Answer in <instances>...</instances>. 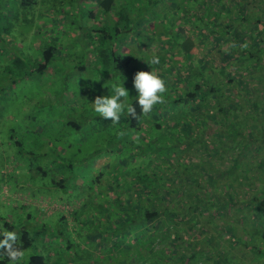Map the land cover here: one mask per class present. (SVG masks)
<instances>
[{
	"label": "rangeland",
	"instance_id": "rangeland-1",
	"mask_svg": "<svg viewBox=\"0 0 264 264\" xmlns=\"http://www.w3.org/2000/svg\"><path fill=\"white\" fill-rule=\"evenodd\" d=\"M36 2L37 9L23 7L16 13L17 17L12 18L15 10L13 0H0V29H4L0 31V38L5 36L6 41L0 39V224L4 225V220L16 226L27 220L31 224H40L48 217L46 234L39 237V245L37 243V246L34 244L35 246L24 250V263L31 255L41 254L48 264H264V0H113L114 10L108 15L111 18L115 15L126 17L119 19V27L116 26L120 29L119 32H116L114 25L106 28L111 37L102 41V47L109 49L113 45L117 53H122L120 56L123 58L130 54L128 66L122 68L116 67L115 62L111 66L101 61H98L99 65H96V61L93 64L91 53L85 51L92 44H100L88 34L89 30L105 24L106 16L95 14L94 19L86 20V24L81 27L79 37L73 33L81 25L78 17L85 13L82 7L89 4L88 0ZM91 6L96 11L95 4ZM50 8L59 16H66V24L61 21L54 23L57 18L51 16L50 19L47 16V13L51 14ZM32 9L34 12L36 10L33 19L31 13H28ZM85 14L88 15L87 12ZM57 25H67V28H62L63 31L66 30V36L63 33L58 41L51 42L49 39L54 35L52 30L56 32L59 28ZM189 31L194 33V46L190 57L193 58V65L197 63L192 69L195 67L201 70L200 73L197 69L192 71L203 78L205 83L211 82L213 78L222 82L219 90L227 98V122L233 123L232 128L236 131H241L238 137H227L226 130L230 126H226V122L221 123L226 151L220 157L217 167H220V163L223 164L220 169L230 166L233 163L232 157L244 150V155L239 160V175L243 180L236 186L237 193L250 192L248 200L253 201L251 205L230 203L228 212L226 211L228 215L222 212L215 215L213 211L206 217L203 216V227L198 225L199 221L193 215L184 216L183 213H178L171 215L170 219L161 217L157 224L163 221L160 223L162 228H158L159 231L154 229L153 232L149 229L150 224H128V211L114 209L115 195L126 201L130 198V180L125 176L144 167L142 165L130 169L138 166L131 165L130 160L142 158L137 157L141 150L138 144L144 146V143L156 138L154 144L167 154L164 162L171 164L176 160L175 153L167 147L173 141L176 142L175 136L180 138L178 141L181 143L186 131L195 126L200 131L209 126H219L212 119L178 120L179 114L184 113L179 112L180 105L174 110L169 111V107L156 114L155 118L162 126L150 135V140H140L141 137L144 138L146 128L140 133L130 131L132 139L136 135L137 145L134 142L126 146L125 142H131L129 133L111 130V136L115 133V144L111 148L113 155L101 157L103 159H99L94 165L88 158L94 149L89 153L84 152L93 142L101 145L105 141L102 138L106 137V133L97 129L91 131L89 127L82 128L80 133L71 132L72 135L81 134L83 137L78 142L79 152L73 154L77 152L73 144L72 149L67 148L70 150L60 156L69 159L77 157L76 160H80L75 165L76 184L74 180L69 182L64 191L50 189L49 194L55 197L52 199L46 195V189L28 188L29 184L40 185V179L48 183L50 175L54 174L53 169H56H48V176L45 178L37 177L30 171V167L35 171L36 164H45L46 167L44 158L38 156L41 150L50 152L48 146L44 148V138L60 137L55 144L59 151L60 147L66 148L68 144L66 137L69 134L65 132L68 129L64 128L63 131L60 128L62 124L52 120H70L95 114L89 102L98 95L109 94L107 89L112 82L109 75L119 78L120 75L131 74V77L124 78L123 84L128 89L130 87L129 97H132V84L128 86L127 81L132 80L137 71H143L145 66L148 71L151 68L156 73L158 71L157 74L165 80V95L177 94V88L184 87L180 82L184 79L180 75L183 71V63L180 61L183 59L178 52L167 50L168 45L165 43H170L178 38L176 35L182 36ZM36 41L42 48L47 44L57 47L59 55L57 53L56 56L62 63L57 67L59 71L48 69L41 75L32 76H22L24 70L17 69V66L16 71H8L6 67L10 65L12 52L29 54L32 58L39 54L38 46L34 44ZM153 49H160V56L165 57V62L160 60L159 64L150 67L144 60H149L147 58L152 55ZM24 57L23 67L27 69L31 63L27 56ZM200 60L203 64H198ZM84 61V71L72 67ZM101 63L104 65L103 69ZM54 77H57L56 80ZM228 79L232 81L230 85ZM62 81L66 84V91L61 86ZM204 86L207 87V83ZM80 93H83L82 97L78 96ZM178 128H182V131L176 130ZM201 133L192 130V135L196 136L188 138L193 145H200L198 137ZM239 141L248 143L247 148L242 149L240 144L237 145ZM49 142L52 143L53 139ZM119 143L122 145H118ZM208 147L211 148V144ZM195 152L192 159L177 158L180 162L175 163V167H192L188 163L193 161L204 160L206 164L214 162L212 155H205L201 148ZM243 159L249 165L243 166ZM152 161L153 158L151 167L160 170L158 168L161 166H156L160 162ZM244 167L246 171L243 170ZM99 174L103 175L101 181H92ZM160 174L165 179V192L173 190L171 186L175 182L180 186L183 184L181 178L175 181L173 167L171 170L165 167ZM249 174L251 178L245 180ZM113 178L117 180L116 183L111 182ZM249 186H252L251 190ZM242 193L238 200L243 199ZM1 203H9L17 208H22L24 204L34 206L33 211L35 207L40 209L39 212L36 210V215L33 213L32 219H25V213L18 214L17 209L4 207ZM23 208L26 210V207ZM62 216L65 218L61 219ZM172 223L186 224L185 232L182 231L186 234V243L176 242L171 229L167 232L165 227ZM56 231L62 234L56 236ZM32 234L30 231V235ZM166 243L168 246L164 245ZM148 244L149 248H146ZM197 248L201 249V255L190 259V252Z\"/></svg>",
	"mask_w": 264,
	"mask_h": 264
},
{
	"label": "trees",
	"instance_id": "trees-1",
	"mask_svg": "<svg viewBox=\"0 0 264 264\" xmlns=\"http://www.w3.org/2000/svg\"><path fill=\"white\" fill-rule=\"evenodd\" d=\"M36 0H13L14 4V12L12 13V18L17 17L16 13H18L19 9H24L31 7V8H36ZM82 3V2H81ZM87 6H83L82 8L84 9L85 13L87 12L88 15L86 16L85 13L81 14L79 18L81 25L74 29L73 33L79 37V30L81 27H83L84 24H86V20H92L95 17V14H100V16H106L105 18V24H102V26L96 27L94 29L89 30V36L91 38H94V41L96 39L99 41L100 44H92L87 47L85 51L91 53V63L96 61V65H99L100 62H104L105 64H109L110 66L113 64V62L116 63V67L122 68V67H127L129 64V58L130 54H127L124 58L121 57L120 55L122 53H117L118 51L113 47V45L109 49H103L102 47V41L105 40L106 38H110L111 35L108 34L106 31V28L108 26L114 25V28L118 26L121 18H125L124 15H115L114 18H111L110 15H108L109 12H112L114 10V2L113 0H94L90 1L88 0ZM83 4V3H82ZM95 4L96 11L92 8L91 5ZM26 7V8H25ZM23 9V10H24ZM37 9V8H36ZM48 10V9H47ZM11 11V10H10ZM32 11V12H31ZM28 13H31V18L33 19L36 16V10L34 12V9H32ZM51 11V14L47 13V16L51 18V16L56 17L57 19H54V23L56 21H61L62 23H65L66 16H59L56 14L55 10L50 8L49 12ZM81 11V8L79 9V12ZM78 12V14H79ZM73 15V14H72ZM77 15V14H76ZM108 15V16H107ZM59 16V17H57ZM111 18V19H110ZM110 23V25H109ZM71 22L67 25H70ZM67 25H57L59 26L58 30L55 32L52 30V33H54L53 37L49 39V41H58L60 39V35L64 33L62 28H67ZM62 26V27H61ZM119 27V26H118ZM4 30V29H3ZM0 29V31H3ZM71 30H69V33H71ZM77 30V31H76ZM119 28H116V32H119ZM93 32V33H92ZM93 34V35H91ZM178 38H175L172 40V42L169 43L166 42L165 44L168 45L167 50L170 51H176L178 52L181 56L182 59L180 63H183L181 66L183 68V71L180 73V75L184 78L180 82L184 85L183 88H177V94L175 93L174 96H168L165 95L164 93V100L163 103L158 104L154 107L153 111L147 115H139L140 114V109L137 106V118H133L131 116H128L125 112V114L122 116L121 121L119 123H112L110 120H104L101 117H99L97 114H91V115H85L81 116L78 118H72L70 120H65L63 118H54L52 122L55 123H61L62 125L60 128L65 132L69 134L66 138L68 139V144L66 145V148L60 147V151L56 149V142L60 138H51L49 139L45 137V147H49L50 149L48 152L47 150H41L38 152V156H42L44 158L45 164H36L35 166V171L30 167V171L32 170L34 174L37 177H43L45 178L48 176L47 170L48 169H53L54 167L56 169L54 170V174L50 175L51 179L48 181V183H45L43 179L41 180V184H29L27 185L28 188L33 189L34 187L40 188V190L43 188L46 189V195L49 198H55L53 195L49 194L50 189H62L63 191L67 188L69 182L74 180V172L76 170V164L80 162L79 159L76 160L77 157L75 158H65L63 156H60L61 154H66L70 149H72V145L74 144L76 146L75 149H77V152H73L74 155L79 152L77 147H80V144L78 142L83 139L81 136L77 135H72L71 132H79L81 131L82 128H88L89 130L91 129H97L100 131H103L106 133V137L102 138L101 145H97L91 143V147L87 150H85L84 153H89L91 152V149H94L88 157L90 159V163L92 162V165L95 163H98L99 159H103L101 157L104 156H109L110 154L113 155L111 148L115 144V133L111 136V130H119L123 131L126 134L129 133L130 131L135 132H141L143 131L144 128H146L147 132L143 137L140 138L141 141L144 140H150V135L158 131L159 128L162 126L160 121H158L155 117L156 114L159 112H162V109H169V111L174 110L178 105L181 106V109L179 110L180 113L182 111L184 113L179 114L177 117L178 120H190V121H198L199 119H212V121H215L214 123H219L218 127L215 128H205L204 131H200L199 127H194V131L197 130V132H202L201 135L198 137L200 138V145L195 146L193 145V142H191L190 138H194L196 135H192V130H187L186 133L183 135L182 142L178 141L180 139L178 136H175L174 139L176 142L173 141V144L168 146L167 149L171 150L173 153H175L174 158L176 160L171 163V164H166L164 160L167 157L166 152H163L162 148L160 146H156L154 144V141L156 138L151 142L144 143V146H141L138 144L140 147V154L137 157H142V158H137V159H132L130 160V164H138V166H134L130 169H136L139 168L142 165L144 166L143 169L132 171L130 174H127L125 177H128L130 180V192H128V200H124L121 196L115 195V204H114V209L121 211H128L127 217H128V224L130 225H151L149 227L150 231L153 232L154 229L158 230V228H162L160 225L162 222H159L157 224V220H159L161 217H165L170 219L171 215H176L178 213H183L184 216L186 215H193L194 217L197 218L199 221L198 225L203 227V216L209 215L211 212L214 214L218 213H224L225 215H228V208L230 203H238L241 204L242 206H247L251 205L253 201H249V193L250 192H241L244 194L242 200H238V197L241 195V193H237V186L238 184L242 183V178L239 175V170L241 169V163H240V157L241 155H244V150L240 151L237 153L236 156L232 157L233 163L226 167L220 169L223 164L220 163V167L218 166V162L220 161V157L224 154L226 151V142H224L222 138V133H224V128L220 129V125L223 122H226V126H230L226 131L228 136L227 137H238L237 135L241 134V131L238 130L236 131L233 127V123L227 122L229 119V113L227 110L226 106V101L227 98L224 97V92L222 93L220 89V86L222 85V82L219 80L217 81L216 79H212V81H206L207 87L204 86L206 84L203 81V78L198 77L196 74H194V71L197 69L198 73H200V68H195L192 69L193 66H196L197 63L194 65L192 64L193 58L190 57V51L192 50L194 46V33H190V31L186 34H183L182 36L176 35ZM5 36H2L0 39L2 41H5L4 39ZM182 37V38H180ZM6 42V41H5ZM35 46H38L37 49H39V54L33 58L29 54H23L21 52H12L13 56L11 57V62L10 65H7L6 69L8 71L10 70H15L16 67H19L17 69L24 70L22 73V76H32L36 74H43L44 72H47L48 69H53L54 71H59L57 69L58 65L62 64L60 62V59H57L56 54L58 52V49L56 46L53 44H47L43 48L41 47V44H39L37 41L34 43ZM100 47V48H99ZM154 51V52H152ZM159 50H151L152 55L149 56L147 59H150L153 55L159 56L160 60H163L165 62V57L162 55L160 56L161 53H159ZM108 52V53H107ZM7 53V52H6ZM185 54V55H184ZM27 56L29 58V62L31 63L28 68L23 67L24 59ZM59 58V57H58ZM192 60V61H191ZM200 60L198 64H203ZM12 64V65H11ZM26 64V63H25ZM95 65V67H96ZM91 66V65H90ZM102 69L104 68V65H102ZM150 66V65H148ZM155 66V65H153ZM75 69H78V71H84L86 69V64L85 61L82 63H77L72 66ZM114 67V66H113ZM23 68V69H22ZM91 68V67H90ZM97 69V67H96ZM101 69V67L99 68ZM98 69V70H99ZM28 70V71H27ZM157 70V69H156ZM143 71H148L147 67L144 66ZM157 73H159L157 71ZM131 77V74L129 75H120L119 78L115 75H109V78L111 79L112 82L110 84H113L116 81L124 80V78ZM203 77V76H202ZM57 77H54V80H56ZM118 78V80H116ZM61 81V79H60ZM100 80L97 81L99 83ZM125 81V80H124ZM128 86L132 84V80H128ZM228 84H231V80H227ZM96 83V82H95ZM171 84V83H170ZM62 88L64 91H66L65 87L66 84H64V81H62ZM227 86V85H226ZM130 89V87H129ZM110 90V89H107ZM132 90V89H131ZM72 96V95H69ZM73 96H75L73 94ZM78 96H83V93H80ZM135 96L132 94V97ZM131 98V97H130ZM84 99V98H83ZM134 99V98H133ZM82 100V99H81ZM131 103V100L128 101ZM135 103V102H133ZM171 114V113H170ZM194 119V120H193ZM97 124H100L99 126ZM154 126V127H153ZM85 128V129H86ZM132 129V130H131ZM176 130H181L182 128H178ZM92 131V130H91ZM237 133V134H235ZM79 135V134H78ZM104 135V134H103ZM148 135V136H147ZM85 136V135H84ZM132 139V133H129L128 138L130 139L131 142L127 141L126 146H129L131 143H134L137 140L136 135ZM53 142H49V140H52ZM245 139V138H244ZM257 140V138H256ZM255 140V141H256ZM137 145V142H135ZM16 145H20L19 142H15ZM208 144H211V148L208 147ZM240 144L242 149L247 148L248 143L244 142H237V145ZM118 145H122L119 143ZM195 146V149H194ZM72 147V148H71ZM139 147L137 149H139ZM70 148V149H67ZM201 148L205 155L208 154L209 156L212 155L213 158V163H208L203 160L202 162H190L188 163L192 167L189 166H177L175 167V163L180 162L178 159L181 158H193L196 154V149ZM236 148V147H235ZM149 151H146V150ZM151 149V150H150ZM155 149V150H152ZM175 151V152H174ZM143 153V154H141ZM131 154V152L129 153ZM193 155V156H192ZM219 155V156H218ZM134 156V155H131ZM54 157H57L59 159H53ZM171 157V156H170ZM52 158V159H51ZM153 158L152 162H158L156 166H161V168H158L160 170H157L156 168L151 167V159ZM178 158V159H177ZM97 160V161H96ZM182 163H184L182 161ZM244 163V164H243ZM243 166L249 165V162L243 159ZM154 164V163H153ZM169 170L171 168H174L175 172V181H178V178L183 179V184L180 186L178 182H175L174 186H171L173 190H169V192L164 191V176L160 174L161 170H163L165 165ZM194 165L196 167H194ZM238 165V166H237ZM51 166V167H49ZM244 171H246L245 167L243 168ZM254 170V169H253ZM252 171L250 170V173ZM39 174V175H38ZM101 176L102 174L95 175L93 177L92 181H97L99 183L101 181ZM78 177V175L76 176ZM251 178V175L249 174L246 176L244 179L249 180ZM116 179L113 178L111 182L116 183ZM74 184H76L74 180ZM173 184V183H172ZM16 186V185H14ZM21 186H23L21 184ZM109 188V186H107ZM162 188V189H161ZM252 186H249V189L251 190ZM36 190V189H33ZM40 192V191H36ZM132 192V193H131ZM42 193V192H41ZM135 196H138L136 198ZM2 206L4 207H13L14 209H17V213L24 215L25 213V219H32L33 213H35L40 209L38 207H35L34 211L33 208L34 206H27V205H22V208H17L14 207L13 205L9 203H1ZM257 204V202H256ZM258 205V204H257ZM26 207V210L23 208ZM252 208V207H251ZM20 210V211H18ZM37 210V211H36ZM105 210V209H104ZM257 210V209H256ZM227 211V212H226ZM204 217V218H205ZM219 217V216H216ZM65 218L62 216L61 219ZM48 219V217L46 218ZM44 219L42 223L40 224H31L27 221L20 223V225L16 226L12 222H9L7 220H4V225L3 227L5 229H9L11 231H18L20 234V239L22 241L21 247L23 250L28 249L29 247L32 246H37V243L39 241V237L43 234H46L47 232V220ZM226 222V221H225ZM126 223V221H125ZM161 223V224H160ZM221 223V222H220ZM190 224V223H189ZM222 225V223L220 224ZM229 224L227 223V226ZM191 226V224L189 225ZM230 226V225H229ZM228 226V227H229ZM185 228H187L186 224H178V223H172L168 224L165 229H167V232L171 229L174 233V237L176 242L181 241L186 243V238L184 237V232ZM231 229V228H230ZM30 231L33 232L32 235H30ZM184 231V232H182ZM58 234H54L56 236H60L59 231H56ZM167 234V233H166ZM227 234V233H226ZM55 236V237H56ZM35 244V245H34ZM40 243H38L39 245ZM149 245L146 246V248H149ZM166 246V244H164ZM176 246H179L178 244H175ZM182 245V244H180ZM67 248L69 245L66 246ZM50 247L48 246V249ZM165 248V246H163ZM159 250V249H157ZM156 250V251H157ZM199 250L200 248H197L193 252H190L189 258L190 259H195L197 255H199ZM187 252V249H186ZM201 255V254H200ZM182 258V257H181ZM0 264H9V261L7 258L0 257ZM24 264H48L47 259L41 255V254H33L31 255L27 262Z\"/></svg>",
	"mask_w": 264,
	"mask_h": 264
},
{
	"label": "clouds",
	"instance_id": "clouds-1",
	"mask_svg": "<svg viewBox=\"0 0 264 264\" xmlns=\"http://www.w3.org/2000/svg\"><path fill=\"white\" fill-rule=\"evenodd\" d=\"M144 62L151 67L159 64L160 58L153 55ZM109 89V94L98 95L89 103L95 114L113 123H119L125 112L128 116L137 118V106L140 109L139 115L151 113L156 105L163 103L164 93L167 91L165 80L152 71V68L150 71H137L133 75L132 90L135 96L131 98L123 80L114 82ZM21 245L19 232L9 231L0 224V257L7 258L9 264H24L26 254Z\"/></svg>",
	"mask_w": 264,
	"mask_h": 264
}]
</instances>
